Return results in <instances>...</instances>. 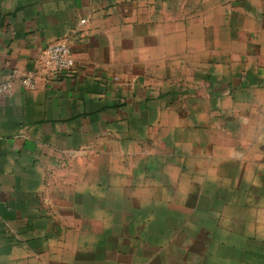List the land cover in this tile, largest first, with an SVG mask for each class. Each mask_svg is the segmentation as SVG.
I'll use <instances>...</instances> for the list:
<instances>
[{
  "label": "crops",
  "instance_id": "1",
  "mask_svg": "<svg viewBox=\"0 0 264 264\" xmlns=\"http://www.w3.org/2000/svg\"><path fill=\"white\" fill-rule=\"evenodd\" d=\"M5 82L0 264H264V0H0Z\"/></svg>",
  "mask_w": 264,
  "mask_h": 264
},
{
  "label": "built area",
  "instance_id": "2",
  "mask_svg": "<svg viewBox=\"0 0 264 264\" xmlns=\"http://www.w3.org/2000/svg\"><path fill=\"white\" fill-rule=\"evenodd\" d=\"M45 62L48 65L50 72L56 76L70 75L74 70V61L70 55V51L66 44L50 43L45 48ZM21 83L24 86H33L34 78L31 74H26L21 77ZM11 83L5 82L1 85V92H9Z\"/></svg>",
  "mask_w": 264,
  "mask_h": 264
}]
</instances>
